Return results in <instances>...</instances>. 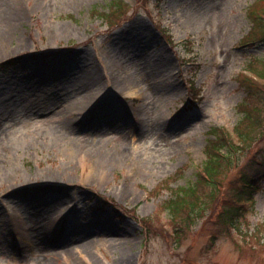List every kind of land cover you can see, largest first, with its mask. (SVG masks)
<instances>
[{
	"label": "rangeland",
	"instance_id": "1",
	"mask_svg": "<svg viewBox=\"0 0 264 264\" xmlns=\"http://www.w3.org/2000/svg\"><path fill=\"white\" fill-rule=\"evenodd\" d=\"M111 1L0 0V65L14 59L0 66V264H264L262 133L243 235L222 231L218 202L183 234L166 208L144 223L195 180L211 128L232 129L248 91L264 98L246 75L264 67V0H122L106 16Z\"/></svg>",
	"mask_w": 264,
	"mask_h": 264
},
{
	"label": "trees",
	"instance_id": "2",
	"mask_svg": "<svg viewBox=\"0 0 264 264\" xmlns=\"http://www.w3.org/2000/svg\"><path fill=\"white\" fill-rule=\"evenodd\" d=\"M124 6L125 3L122 0H112L106 6L109 10L103 14L108 16L111 13L110 10L118 11ZM256 11L252 9L249 15L254 21L259 22L262 18L258 20V15L255 16ZM260 14L264 15V12L260 11ZM254 27L256 28L257 25L255 24ZM11 62H14V59L2 63V66H7ZM255 64L259 69L255 68ZM246 67L249 71L246 75L251 79L255 81L256 78L264 79V67L260 68L259 63L251 60ZM246 87L252 88L250 85ZM245 98L237 105L241 118L232 129L211 128V137L207 140L205 147L206 159L197 170L196 179L187 185L170 187L171 198L159 205L155 216L144 217V223L148 229L156 225L160 211L166 208L171 219L181 220L180 232L183 234L210 208L215 210V204L218 202L220 211L217 214V221L223 225L222 231L226 229L230 236H234L233 232H238L239 235L244 234L242 219L247 212L253 210L256 203L255 192L259 189L263 178L260 173L262 169L259 168L260 162L258 163L260 152L253 153L254 147L252 149L251 147L259 142L258 135L264 134V98L256 104L249 91ZM251 153L253 155L248 156ZM245 158L248 159L243 162ZM236 168L238 175L230 178L231 171ZM173 179L175 175L165 179V185L169 187ZM157 193L158 190L153 192V194ZM104 202L111 203L109 200ZM135 211L136 208L130 209V212ZM258 229L259 227L256 231ZM174 231L178 230L175 228ZM246 233L250 235L249 230H246ZM212 237L216 238L217 233H213Z\"/></svg>",
	"mask_w": 264,
	"mask_h": 264
},
{
	"label": "bare ground",
	"instance_id": "3",
	"mask_svg": "<svg viewBox=\"0 0 264 264\" xmlns=\"http://www.w3.org/2000/svg\"><path fill=\"white\" fill-rule=\"evenodd\" d=\"M59 121H58V128H59V130L58 129L57 130L55 129V130L58 131V132H67L69 130L68 125L66 123H64L62 120H59ZM54 128H55V126H54ZM86 242L88 243V241H85L84 243H86Z\"/></svg>",
	"mask_w": 264,
	"mask_h": 264
}]
</instances>
